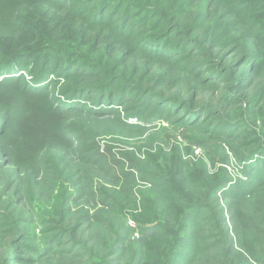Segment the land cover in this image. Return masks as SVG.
Segmentation results:
<instances>
[{
    "label": "trees",
    "instance_id": "1",
    "mask_svg": "<svg viewBox=\"0 0 264 264\" xmlns=\"http://www.w3.org/2000/svg\"><path fill=\"white\" fill-rule=\"evenodd\" d=\"M40 1L46 6L24 7L13 17L20 21L13 32L21 36L19 44H25L1 52L0 104L6 107L0 111V168L9 156L4 137L9 121L14 122L15 133L46 140L49 129H40L56 124L59 113L86 118L105 115L107 121L132 129L142 126L128 122V117L149 123L169 116L187 126L206 122V135L238 139L244 149L233 148L234 168L244 175L232 179L235 175L226 177L225 171L201 197L193 198L178 191L174 181L140 165L129 152L120 157L95 144L93 155L86 158L79 146L63 150L68 145L60 135L51 134L56 153L32 158L30 163L41 178L31 177L34 182L26 184L27 189L13 185L10 178L2 187L0 204L6 203L7 213L0 211V264H43L52 259L55 264H111L114 258L121 264H145L146 243L156 236L171 249L163 264H196L203 253L200 232L207 225L211 230L218 227L208 202L212 195L217 199L222 195L231 212L230 231L242 249L234 251L239 264H264V254L255 253L258 239L248 232V213L236 207L261 190L254 209L264 217V115H260L264 76L259 75L264 68V0H204L201 11L192 13L188 7L196 0L182 4L183 0ZM235 24L240 28L236 32ZM29 40L32 47H27ZM93 53L100 58L90 57ZM21 68L33 73L31 82L23 81L22 75L7 76ZM59 79L64 83L61 88L55 86ZM50 85L55 92L48 98V111L28 103V98L46 93ZM15 108L22 111L18 116ZM39 113L44 117L38 119ZM258 118L261 126L256 125ZM243 126L247 128L239 131ZM77 149L78 154L72 153ZM100 158L116 172L109 182L119 185L118 191L97 189L93 178L81 173L84 161ZM123 161L132 169L130 174L122 169ZM137 175L149 183L146 204L156 208L165 203L171 213H184L175 236L168 238L173 235L170 229L159 230L158 220L149 227L142 225L139 236L129 239L124 211L136 207L131 180ZM170 185L176 189H169ZM44 188L48 190L40 193L47 202L37 195ZM140 201L144 203L143 196ZM77 202L97 206L78 208ZM205 209L210 211L207 221L198 218ZM144 211L149 220L154 219L148 208ZM105 214L119 220L113 239L106 237L111 233L102 223ZM36 225L40 227L37 238L32 235ZM34 239L39 245L31 247ZM224 252L228 257V247ZM229 263L234 264L232 257Z\"/></svg>",
    "mask_w": 264,
    "mask_h": 264
},
{
    "label": "rangeland",
    "instance_id": "2",
    "mask_svg": "<svg viewBox=\"0 0 264 264\" xmlns=\"http://www.w3.org/2000/svg\"><path fill=\"white\" fill-rule=\"evenodd\" d=\"M171 1L173 0H170V2ZM189 1L191 2L193 0H183L181 4L188 3ZM181 4L178 7H180ZM39 5H42L43 7L46 6L40 0H0V58L4 57V55L1 54L3 49L6 50L10 47H20L25 44H19L18 41L21 36L18 33L13 32V30H16L15 26L20 23L19 20H13V17L20 13L18 10L22 11L24 10V7L32 9L34 6ZM204 6V0H196L193 2L192 7H188L190 11L189 13L201 11ZM183 9H185V7H183ZM227 18L229 20L230 16ZM230 21H233V19H230ZM232 29H234L235 32L238 29L240 30L238 24L232 25ZM233 32L234 31L231 33ZM30 43L31 42L29 40L27 47H32V44ZM90 57L99 59L100 54L93 53L90 54ZM13 75H22L23 81L28 82H31L33 77V73H28L24 68L7 74V76ZM259 75L264 76V68ZM49 78H53V75H50ZM62 81V79H59L55 86H60L61 88L64 84ZM54 92V85H50L46 93L35 95L34 98H28V103L40 109H47L51 106L48 98L51 97ZM116 104L117 102L114 106H118ZM4 107L6 106L0 104V111H3L5 109ZM262 107L263 105L261 104V116L264 115V109ZM14 110L16 111L15 113L17 116L22 112H20L19 108H15ZM123 112L124 110L120 111L121 116L124 115ZM59 114H61V116L57 119L56 124L48 125V128L45 127L44 129H40L42 131L49 129L46 140H40L38 136L31 137L29 134H23L21 132L15 133L14 122L9 121L7 123V129L4 137L6 136L5 144L9 156L5 157L4 163L1 164L2 168H0V194L2 193V187L7 186L9 178L11 179L10 182H12L13 185H22L23 189H27L26 184L34 182L29 180L31 177L34 176V179L36 180L41 178L39 172L33 169L30 163L32 162V158L38 160L46 153H56L58 148L56 143L52 141L51 134L56 136L60 135L64 140L63 144L68 145V147L63 150L70 151L75 146H79L82 150H85L84 155L86 158L95 151V144H97L102 150L111 149L113 153H118L119 156H123L129 152L135 161L140 165L143 164L145 165V168H152V172L161 173V175H163L166 179L174 181L178 191L182 192L186 196H192L193 198L201 197L202 193H204L205 190L211 186V184L217 182L219 178L225 174V171H228L226 177H228L229 173H233L235 175L232 179H236V177L241 174L244 175L243 171L239 172L238 168H234L235 156L232 151L234 148L240 152L244 149V147L239 148V144H237L238 139L237 141H225L218 137L206 135L203 131L206 122L197 123L195 126H187L186 123H175L171 117L167 116L166 118L157 117V119H154L149 123H140L135 117H128L126 118L128 122L135 125L141 124L142 126V128L132 129L124 126L122 127L119 125V122L114 120L107 121V118H103L105 115L102 117L91 116L86 118L78 116L74 117V115L66 116L63 113ZM39 117L43 118L44 116L39 113L38 119ZM256 125L261 126L260 118H258ZM12 128L13 130L10 131ZM246 128L247 127L243 126L239 131ZM10 141L11 143L9 144ZM205 145H209L210 147L208 148ZM138 150L140 152H138ZM79 151L80 150L77 149L72 151V153L74 152L78 154ZM1 152L2 147L0 148V153ZM92 158H95V156H91V160ZM226 158H228V160ZM8 161L9 163L5 164V162ZM84 162L81 165V167L84 168V171L80 172L83 175L88 174L92 177L94 185L97 189L108 192L109 189L113 188L118 191L117 187H119V185H114L109 182L112 180L111 175L113 176L115 171L109 169L102 158H100V160L95 159V161H92L91 163L87 161ZM136 162L132 165L133 167L137 165ZM104 164L108 169L101 167V165ZM155 164L159 166V169L153 167ZM17 167H19V169H17ZM121 167L123 170H128L126 172L129 174L132 172V169L126 161L122 162ZM67 183L68 182L66 181L65 185ZM119 183L125 182L123 180V182L120 181ZM131 183H133L132 188L135 193L133 196L137 199L135 200L136 207L134 209L128 208L124 211L129 239H135L139 236L142 225L143 227L153 225L158 220L160 221V226L158 227L159 230L170 229L173 235H169L168 238L175 236V233L179 231L180 224H183L179 221L183 218L184 213L178 211L171 213L168 208H164L165 203H161V205H159L160 203L157 204L156 208H154L152 203L146 204L145 199L150 198L148 190L149 183L143 181L139 175H137L134 180H131ZM176 188L175 186H169V189ZM42 190L46 191L48 189H39V192L37 193V195H39L44 201V195L40 193ZM219 192L221 193V190ZM260 192L261 190L257 192L256 195ZM3 193H6L5 189H3ZM256 195L252 199L238 203L236 207L239 209V212L248 213V217L246 218V223L250 226L248 232L256 236L258 239L257 242L254 241V245L256 247L255 253L263 255L264 217H262V214H259L257 210L254 209L255 201L257 199ZM142 196L144 197V203L140 201ZM177 196L181 197L179 194ZM4 199H6V196L3 200ZM88 200L89 198H86L85 202ZM85 202H77L78 208L84 205L88 208L91 207L94 209L97 206L86 204ZM109 202L112 203L110 200ZM208 202L210 209L218 220V227L216 229L212 227L213 230H211L208 228L210 225H207L206 228L200 232V238L202 239L203 244V253L196 264H231L229 263L231 257L232 263L239 264L240 260L238 255L237 257L234 256V251H242V249L239 246L240 241L234 240L232 232L230 231L231 220L229 215L231 212L227 209V202L222 195H220L218 199L215 195H212L209 197ZM38 203V201H34L35 205ZM5 204H0V211L2 213H7L5 210ZM151 205L153 208H150ZM146 208H148V211H151L154 219H148L149 214L147 211H144ZM130 209L133 211H130ZM206 212L210 213L209 209L201 210L198 213V218H204L207 221L209 215L206 217ZM191 216V220L194 221V215ZM111 217L114 222L110 223ZM103 218L105 219V222L102 223L106 226V229L110 230L111 233L106 237H112L113 239V233H115L117 227H119V220L115 221L112 214H105L103 215ZM134 218H136L138 222ZM138 223L141 224V226H139ZM39 229L40 227L36 225L34 232L32 231V235L36 238L39 237ZM227 234L231 235L232 238L227 237ZM162 240V238L156 236L146 243L145 251L147 256L145 255L146 258L144 256L145 264H163L164 255L165 258L168 257L169 250L171 249L169 247L167 248L166 243ZM29 243L31 247L39 245V241L36 242V239H34L33 242L30 241ZM225 247H228L229 249L228 257L230 258L225 256ZM92 251L96 254L99 252V250ZM103 253H100V256H102ZM107 258L110 257L108 256ZM55 261V259H52L44 262L43 264H55ZM109 261L111 264H121V260L120 262H117L115 261V258L113 260L110 259Z\"/></svg>",
    "mask_w": 264,
    "mask_h": 264
}]
</instances>
